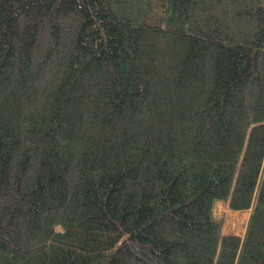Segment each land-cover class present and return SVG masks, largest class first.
Returning a JSON list of instances; mask_svg holds the SVG:
<instances>
[{
	"label": "trees",
	"instance_id": "trees-1",
	"mask_svg": "<svg viewBox=\"0 0 264 264\" xmlns=\"http://www.w3.org/2000/svg\"><path fill=\"white\" fill-rule=\"evenodd\" d=\"M0 264H264V0H0Z\"/></svg>",
	"mask_w": 264,
	"mask_h": 264
},
{
	"label": "rangeland",
	"instance_id": "rangeland-1",
	"mask_svg": "<svg viewBox=\"0 0 264 264\" xmlns=\"http://www.w3.org/2000/svg\"><path fill=\"white\" fill-rule=\"evenodd\" d=\"M248 217L249 212L230 211L225 204H217L216 219H223L225 221V234L242 235L245 232ZM232 219H235L234 223L232 222Z\"/></svg>",
	"mask_w": 264,
	"mask_h": 264
}]
</instances>
